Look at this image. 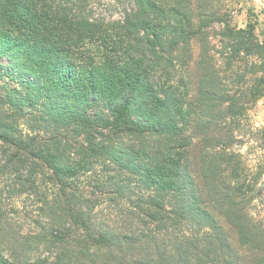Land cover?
Listing matches in <instances>:
<instances>
[{"label": "trees", "instance_id": "16d2710c", "mask_svg": "<svg viewBox=\"0 0 264 264\" xmlns=\"http://www.w3.org/2000/svg\"><path fill=\"white\" fill-rule=\"evenodd\" d=\"M86 1L0 0V264H264V128L255 164L235 148L255 26H223L221 64L219 0Z\"/></svg>", "mask_w": 264, "mask_h": 264}, {"label": "rangeland", "instance_id": "374dc122", "mask_svg": "<svg viewBox=\"0 0 264 264\" xmlns=\"http://www.w3.org/2000/svg\"><path fill=\"white\" fill-rule=\"evenodd\" d=\"M221 4V16L216 21H213L209 26H212L210 31V40L212 42V50L216 53L218 62L222 64L224 55L222 53L223 44L225 43L224 37L221 34L223 26H237L246 27L248 25L255 26L256 36L260 42L264 43V0H219ZM77 3V2H75ZM79 4V3H77ZM132 0H87L86 2L79 4L80 8L85 9V12L91 14L93 18H106V19H121L124 17L126 10L132 7ZM75 8V7H74ZM193 56L196 58L200 52V41L198 39L193 40ZM192 68V69H191ZM190 68L191 93L194 94L197 88L196 70L195 64H192ZM185 78L189 77L187 72L183 71ZM245 129L236 131L240 138L245 140L242 144H237L235 148L242 152L245 159L250 164H255L259 158H261L263 151L258 146L255 133L264 128V96L260 98L249 110L247 116ZM193 169L198 173L199 164L196 156L193 157ZM99 169L103 168V165H97ZM106 204L105 206H108ZM102 206V205H101ZM100 206V207H101ZM104 206V205H103ZM105 213L107 209H101ZM257 214H264V208L262 205L256 208ZM220 221L227 225L224 219L220 218ZM228 226V225H227ZM230 234L234 243L238 245L235 231L228 226Z\"/></svg>", "mask_w": 264, "mask_h": 264}]
</instances>
